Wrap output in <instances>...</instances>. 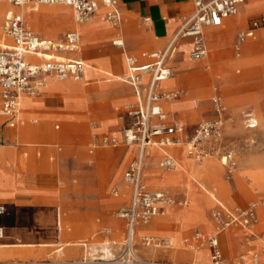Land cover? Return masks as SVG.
I'll return each instance as SVG.
<instances>
[{"label": "rangeland", "instance_id": "rangeland-1", "mask_svg": "<svg viewBox=\"0 0 264 264\" xmlns=\"http://www.w3.org/2000/svg\"><path fill=\"white\" fill-rule=\"evenodd\" d=\"M5 1L9 4L8 0ZM62 6L69 8L73 18L72 9L66 5ZM9 7L10 5L5 6L1 13L0 43H10V39L4 36L2 29L4 16ZM99 10L95 15L99 14L101 21L110 26V23L103 18V10ZM260 13H263V11L248 15L243 23L233 26L232 29L235 30V34L230 47L216 48L213 51L211 42L206 37L205 41L209 55L202 59L204 68L201 73L208 74L209 78L202 81L196 73L188 71L182 73V75L189 74L190 76L188 80L178 82L173 88L181 90V93L173 99L172 103L176 106L181 102L187 107L176 114H172L176 111L175 107L171 111L172 113L164 108L167 113V121L170 124L179 120V122H183L180 125L185 128V131L178 136L179 141L175 145L169 146L173 154L197 162L213 159L220 164L223 151L232 148L237 160V169L233 173L228 172L225 164L220 165L221 180L231 185L228 193L221 192L215 175H206L197 180L190 178L185 181L191 182L192 191L197 197L205 199L206 208L200 209L198 215L195 216L188 214L187 204L169 207L171 220H162L164 227L160 228L161 232L171 224L178 223L173 219L178 214H184V219L180 224H174L172 229H168L163 234L171 237V243L175 247L176 234L171 232H180L181 230L178 234L180 242H184L183 238L188 237L198 227L211 230L210 212L215 206V197L228 204H247L251 199L264 197V191L256 193L254 190H251V195L247 197L239 195L245 186L244 184L249 182L251 177H237V170H244L246 160L250 162L251 171L248 174L251 176L264 168L262 167L264 166V110L261 111L258 107L252 105L255 95H260L257 101H264V81H262V74L260 73L264 61V47L261 46L247 55L242 54V57L238 54L242 50H238L239 34L247 28L248 21ZM99 24L102 23L94 21L95 28ZM120 25L110 27L119 29ZM74 26L75 23L73 22L65 28L56 27L60 32L58 36L63 35ZM226 28L227 26L215 27V29L222 30H227L229 27ZM34 29L39 31L35 25ZM258 32L247 41L259 40ZM56 36L57 34L53 35V37ZM95 36L96 30L92 34L83 32L81 43L83 51L88 49L85 41H92ZM116 38L121 39L122 36L116 35L104 39L95 44V47L103 50L102 54L105 56L109 53V49L122 53L126 64L127 54L129 56L133 55L128 51L126 54L124 48L113 45V40ZM235 58H243V61L233 66L226 64L228 60ZM89 64L96 67L95 70L89 73L90 80H93L94 77L97 78L92 81V84L85 86L87 91L78 98L67 95V101L74 106L72 111L74 116L69 122V126L64 127L61 121L50 116L51 108H44L41 98L38 97L31 98L37 101V104L32 110L22 111L21 122L16 127H8L0 119V199H7L10 202V204H6L8 212L0 215V223L6 226L5 238L0 240V244H17L19 252L24 250L30 253L38 251L40 248L45 250L37 257L31 254L17 253L0 259L9 261H33L37 259L38 262L43 264H53L58 261H68V263L85 261L91 264H107L115 256L124 239L126 219L122 216V213L128 207L130 196V188L126 186L124 181V172L135 155L134 151L131 153L132 149L130 148L132 146L127 145L123 138L125 106L130 99L116 100L117 105L109 106L108 103H112L113 99L101 98L96 93V89L107 85L111 86L116 82L129 86L131 90L132 86L127 81L116 80L114 76L106 75V72L112 73L110 70L96 65L94 62L91 63V61H89ZM87 71L88 69L85 76L88 73ZM114 72L118 73H113L114 75L121 74L120 76L127 77L128 65H126V71L116 70L114 67ZM180 75L181 73L176 72L174 77L177 78ZM252 75L255 76L253 79L251 78ZM85 76L83 79H85ZM231 76H234V82L237 80V83L230 81ZM108 78H111L112 82H106L109 81ZM217 91L221 93L227 107L224 115L223 143L218 151L215 150L214 153L197 160L188 155L187 142L194 134L199 123L216 115L213 96ZM236 107H239L238 111H236ZM247 108L249 109L247 110ZM247 112H252L257 118V127L251 129L246 127L244 115ZM33 119L38 121L33 122ZM42 124H45L53 132L63 129V134L59 137L56 136L51 144L45 145L46 142L42 137L31 135L25 131L31 126ZM57 124H60L62 128L56 129ZM7 129L14 131L13 138L4 137L3 134ZM106 138H108V142H105ZM133 148L135 149V146ZM83 154L87 157H84ZM161 155L162 153H159L157 158L149 163L148 167L155 168L158 173L162 174H174L184 170L183 162L179 157V166L176 170L167 171L162 169L159 166ZM88 171L92 175L90 182H86L84 177V174ZM145 178L146 174L144 181L149 188H156L150 185L169 187L176 193L185 195L186 201L188 200V183L184 187L172 188L169 184L163 182L148 183ZM262 180L257 182L263 183ZM57 208L60 212L59 218ZM175 209L178 211H174ZM259 210L260 202H258V212ZM115 222H119L116 228L114 226ZM61 226L63 227L62 232L60 230ZM235 229L241 231L239 227ZM259 233L264 236V229ZM65 241L76 243H72L70 246L63 245L65 248L62 252H55L60 244ZM138 241H140L139 238ZM43 242L54 243V245L42 247L41 243ZM106 242L112 244L110 255L104 249ZM240 242L237 250L233 252L227 247L222 236L221 247L224 255L228 258H235L244 252L246 244L242 240ZM22 243H31L32 246H21ZM84 243L87 245H82ZM189 248L191 247L185 246V249H181L182 253L179 255L171 249L166 252L150 250L145 255L152 258H169V261L172 262L189 263L196 258L195 250ZM257 252L260 264H264V252L261 250Z\"/></svg>", "mask_w": 264, "mask_h": 264}, {"label": "built area", "instance_id": "built-area-1", "mask_svg": "<svg viewBox=\"0 0 264 264\" xmlns=\"http://www.w3.org/2000/svg\"><path fill=\"white\" fill-rule=\"evenodd\" d=\"M246 0H192L195 9L192 14L183 19L181 26L168 44L161 51L150 53L152 62L139 65L137 58L130 56L128 62L127 82L130 83L136 95V101L125 106L123 138L127 145L135 146L137 152L129 163L124 181L131 186L132 196L130 206L124 210L122 216L126 218V232L120 250L107 264H206L200 259L189 263H176L165 259L142 258L137 253V227L149 224L153 218L165 214L169 205H184L186 200H177L168 190L163 188L150 189L144 181V169L148 147L158 146L166 150L179 141V134L185 131L183 125L170 124L167 114L163 110L161 101L179 96L178 91H161L159 86L174 74V67L170 60L177 52V44L181 38H192L193 48L190 57L200 60L207 56L204 29L206 26H220L223 21L240 12ZM14 8L29 4L52 5L62 4L72 8L75 20L82 22L92 18L101 8H105L103 18L110 24H121L123 14L120 7L121 0H8ZM264 28V14L253 18L248 27L238 36V50L249 38L255 36L257 30ZM4 33L12 38V45L0 47V117L12 126L21 109L22 98L40 96L47 84L48 77L59 79L81 80L87 69V64L78 58L66 54L81 50V36L78 30L66 32L60 39L44 37L34 32L26 23L23 14L14 10L7 12ZM113 45L124 47V40H113ZM147 55V54H145ZM29 56L41 59L33 62ZM151 74V79L143 87L144 74ZM216 115L199 123L194 134L187 142V153L197 160L219 150L224 139V115L227 107L219 91L213 96ZM247 128L258 126L257 118L252 112L244 115ZM115 141V140H113ZM108 142V138L105 139ZM229 173L237 169V160L232 148H227L222 155ZM178 165L175 156L164 152L159 166L164 170H172ZM7 212V206L0 203V215ZM258 202L252 201L246 206H226L221 202L212 208L211 219L214 231L205 235L196 231L193 240L205 245L210 251L211 264H260L257 251L249 249L235 258L224 255L220 234L228 227H241L249 231L247 241L257 239L252 232L257 222ZM5 237V228L0 225V240ZM140 244L146 248H169L171 241L167 236L143 235ZM86 245V244H85ZM0 264H30L28 262H1ZM78 264H91L81 262Z\"/></svg>", "mask_w": 264, "mask_h": 264}, {"label": "crops", "instance_id": "crops-1", "mask_svg": "<svg viewBox=\"0 0 264 264\" xmlns=\"http://www.w3.org/2000/svg\"><path fill=\"white\" fill-rule=\"evenodd\" d=\"M9 5L5 3L3 8L5 6H9ZM53 5L56 7L51 8V10L50 9L44 10L46 15L51 16V19H45L44 22H41L42 23L41 25L44 26V29L47 31L49 29L54 30V32L57 34L56 37L46 36V35H43L42 33H40L39 31L35 30L31 17L23 11L26 8L35 9L40 5L29 4V5H26L23 7H19V8L18 7L14 8L10 5V7L8 8V11L14 10L18 13L23 14V16H25V19L27 20L26 21L27 25L34 32H36V33H38L44 37H47V38L60 39L66 32L73 30V29H76L79 31V33L81 35V43H82L83 32H85V34H92L96 30L95 38L92 41H85V44L88 45L87 50L83 51L81 49L79 52L66 54L69 57L82 59L87 64V69H88L87 72L88 73L86 74V76L84 75L85 79L80 80V81H73V80L60 81L59 79H56V77H54V78L51 77V79L49 78L47 80V85L43 89L40 96H38V98H41L44 108H51L50 116H53L54 118L61 121L62 125L64 127H67L70 125L69 122H71L72 117L74 116L73 112H72L74 106L72 103H69L67 101V95L76 96L78 98L82 93L87 91L85 86L92 84L93 83L92 81L96 80V78H97V77H94L93 80H90V78H89L90 77L89 73L92 70L96 69L95 66H93L92 64H89V61H91V63L94 62L96 65L102 66V67H104V68H106L112 72V73L106 72V75L114 76V79H116V80H123V81L127 80V77H122V76H120L121 74L114 75V74H118V73L114 72V67L116 70L120 69V71H123V72L126 71V65L127 64H125L123 54L118 52V51H114L113 49H109V53H107V55L105 56L104 54H102L103 50L97 49L95 47V44H97L98 42H100L104 39L110 38L112 36L121 35L122 39L124 40V44H125L124 47H122L125 49V53L127 51L129 53H132L133 57L137 58L139 65L148 64V63L152 62V59L148 55L150 53H153V52L164 50L168 46V44L171 42V40L174 38V36L177 34L183 19L186 18L187 16H189L190 14H192L194 9H195V6H194V3L192 2V0H121L120 7H121L122 14L124 15V18H123V21L121 22L119 29L110 27V26H112L111 24H109L110 26L105 25L101 21V19L99 18V14H98L92 20L87 21V22L77 23L75 21V26L73 28H70L63 35L58 36L60 32H59V29H57L56 27L65 28L68 25V21L66 19L67 18L66 13L68 14V12L65 9H69V8L64 7V6L62 7V4H53ZM42 6H47V5H42ZM66 6H68V5H66ZM3 8L1 9V13H2ZM63 8H65V9L62 10ZM101 10H103V13L105 12L104 7H101V9L99 11H101ZM51 11H52V13H51ZM240 11L241 12L236 14L237 16L233 15V16L226 18L223 21V23L220 25V26H227V28L229 27L228 29L226 28L227 30L215 29V27H220V26H206L205 27L204 35H205L206 29H207V32L209 34H215L214 41L212 43H210L213 51L216 48H222V47L226 48V47L231 46L232 39H233V36L235 34V30L232 29L233 26H236V25L243 23L244 19L248 15L263 11V13H260L256 16L252 17L248 21V25H249L250 21L253 18L264 14V0H246L245 4L243 5L242 10H240ZM7 12H6V14H7ZM6 14H5V16H6ZM72 15H73V19L75 20L73 10H72ZM5 16H4V19H5ZM0 18H1V14H0ZM94 21H99L102 24H99L95 28ZM3 24H4V20H3ZM2 29H3V25H2ZM259 30H257V32ZM3 32H4V30H3ZM4 36L7 37L8 39H10V43H0V47H2L4 45H12L13 44L12 38L7 36L5 33H4ZM258 37H259V40H257V41H247L244 44H242L241 52H243V53L240 52L239 56H241L242 54H244V55L250 54L254 50H257V48H260L261 46L264 47V29L258 32ZM205 39H206V36H205ZM206 46H207V44H206ZM192 48H193L192 38H190V37L181 38L178 41L177 52L173 56V58L170 60V63L174 67L173 76L176 75V72L181 73V75L177 78L173 77L171 79L166 80V81H169V80L173 79V82L171 83L169 88L166 86H163V84L166 81L161 82V84L159 86V89L161 91L179 90V89H173V88L176 86V84L178 82H182V81L184 82L185 80H188L189 76H190L189 74L182 75V73H185L186 71H188V72L196 73V75L198 76L197 71L204 68L203 61L202 62L200 61L203 58L200 60H195V59H192L190 57L189 53L191 52ZM207 49H208V46H207ZM145 54H147V55H145ZM208 55H209V50H208L207 56ZM178 58H179V60H178ZM28 59L30 61H33V62L41 61V59L36 57V56H29ZM242 61H243V58H235L233 60H231V59L228 60L226 64L228 66H233L236 63H240ZM194 62H196V63H194ZM260 73L262 74L261 79H262V81H264V61H263V64L261 65ZM199 76L201 78H205V79L209 78L208 74H204V73L200 74ZM233 77L234 76H231L230 81L233 83H237V80L234 82ZM254 77H255L254 75L251 76L252 79ZM102 79H104V78H102ZM150 79H151V74H149V73L144 74V76H143V87H146L148 85ZM108 80L109 81H106V80L105 81L106 82H112L111 78H108ZM116 80H113V81H116ZM105 81H103V82H105ZM96 90H97L96 93L101 98L103 97L104 99H111V100L113 99L112 103H108L109 106L110 105H117V102H115L116 100H128V99H130V101L127 104H130V103H133L134 101H136V95H135L133 87H132V90H133V94H132V90L130 89V87L123 84V83L119 84L118 82H116L114 84H111V86L107 85V86L101 87L100 89H96ZM179 91H181V90H179ZM259 97H260V95L254 96L255 100L253 101L252 105L258 107L262 111V110H264V101L263 102L257 101V99ZM174 101H178V100H174ZM36 102L37 101H35L31 98H28V97L23 98L22 104H21V109H20L18 117L15 121L16 123L14 126L9 124L5 118L0 117V119L3 120V124H5L6 126L14 128L21 122L22 111L32 110L35 107V105L37 104ZM166 102H168V101L164 100V99L161 101V105L163 107V110H164V108H166L169 112H171L166 107ZM185 107H187V105L180 102L178 105L175 106V109H176L175 113H172V112L171 113L172 114L179 113L181 111V109H183ZM249 107H251V106H249ZM235 109H236V111H238L239 107H236ZM248 109L249 108H247V110ZM32 121L37 122L38 120L33 119ZM177 122H178V124L183 123V122H179V120H177ZM257 122H258V120H257ZM60 128H62L61 125L57 124L56 129H60ZM25 131L30 133L31 135L42 137L44 139V141L46 142L45 145L51 144V141L53 139H55L56 136L59 137L63 134V129H61L57 132H53V131H50L45 124H42L39 126H31L28 129H25ZM14 134L15 133L13 130L7 129V130H5L3 135L5 138L11 139L14 137ZM133 147L134 146H132L130 148V149H132L131 153L134 151L135 155H136L137 148L135 147V149H134ZM156 149L158 150L157 155L151 158V160L148 162V165L145 167V169L149 168L148 167L149 163H151L153 161V159H156L159 153H162V155H161V158H162L165 151H167L168 153L175 156L178 160V156L173 154L170 151L169 147L166 150L160 149L158 147ZM127 154H128V152H127ZM135 155L133 156V158L135 157ZM148 155H149V153H148ZM83 156L87 157L84 154H83ZM0 158H1V154H0ZM149 158H150V156H149ZM188 159H190V158H188ZM178 162H179V160H178ZM220 165L221 164H219V162L215 163V160H212L211 163H207V165L205 166L204 169H198L199 163L196 162L195 160L190 159V161L187 162V167L189 168L190 174H188L187 170H182V171H179V172L174 173V174H162V173H158V171H156L155 168H149V171L146 174L145 180L148 183H154V182L155 183L156 182L167 183L172 188L184 187V185H186V183H188V189H189L187 192L188 200L186 201V204L188 206V214L196 216V215H198V212L200 211V209L206 208V201L203 197H201V198L197 197V195L194 193V191H192L193 187L191 185V182H185V181L189 180L190 178L197 180V179L204 177L206 175H215V177L217 178V182H219V188L221 189V192H223V193L227 192L228 193L230 191L229 189H230L231 185L229 183L223 182L221 180V178H220L221 166ZM262 167H264V166H262ZM194 170H195V172H194ZM249 171H251V168H250V162L248 160H246L244 162V170L243 169L237 170V177H239V176H241V177L250 176L251 177L250 181L246 182L244 184L245 186L241 191L242 197H247V196L251 195V193H250L251 190H254L256 193L264 191V182L263 183L257 182L258 180H262V179H263L262 181H264V172H262V171H264V168H261L258 173H255V175H252L253 178L250 174H248ZM124 174H125V172H124ZM200 174H203V176H201ZM91 176L92 175H91L90 171L86 172L84 174V177L86 179L85 181L90 182ZM144 177H145V174H144ZM256 179H258V180L256 181ZM126 186L128 188H130V196H129V204H128V207H129L130 202H131V196H132V188L127 183H126ZM150 186H154L156 188H163V189L168 190L177 200H186L185 195H181L179 193H176L175 191H173L169 187H164L162 185H150ZM252 201L260 202V210L258 212L257 222L254 224L253 229H252V232L255 233V235L257 236V239L251 238L249 241H247V236L249 234V231L244 229V228H241V227H239L241 229V231L236 230L235 229L236 227H232V232L230 234V237H229V235L226 234L228 229L227 230L225 229V231H223L220 234V244H221V240H222V236H223L225 244L233 252L235 250H237L239 243H241L240 242L241 240L243 241L244 244H246V248H245L244 252H246L249 249H253L255 251L261 250L264 252V236H262L259 233V232H261V230L264 229V197H260L259 199L258 198L251 199L247 202V204H240V203L228 204V203H226L220 199H217L215 197V206L217 205V202H221V203L225 204L226 206H230V207L236 206V205L246 206ZM0 203H3L5 205L10 204V202L7 199L6 200L0 199ZM176 205H179V204H176ZM179 206H182V205H179ZM174 211H178V210L175 209ZM57 216H58V218L60 217L59 208H57ZM170 218H171V215H169V208H167V211L165 214L156 216L147 225H139L137 227V243H138L137 253H138V255L142 258H148V259L169 260V258H152V257L146 256L145 254L148 253L150 250H152V251L153 250L154 251L162 250V252H166L169 249H171V250L175 251L174 252L175 254L178 253V255H179L182 253L181 249L183 250V249H185V246H188V247L190 246L191 248H189V249L195 250V256L197 259L204 261L206 264H211L209 248L205 245H201L200 242L193 240L192 237L194 236V233L196 231H200L205 235L211 234L214 231V222L212 219H211V221H212L211 230L202 229V228L198 227L194 231H192V233L188 237L183 238L184 242L183 241L180 242L179 234H180L181 230H180V232H178V231L171 232L172 234L173 233L176 234L175 240H174L176 247L171 243L169 248L152 249V248H146L140 244V241H138V238L140 240V237L143 235L165 236L163 234L165 232H167L168 229H172L174 227V224H180L182 222V220L184 219V214L183 213L178 214V216H176V218H173L178 223L171 224L168 228L164 229L163 232H161V229L158 227V222H160L161 220L170 219ZM210 218H211V216H210ZM118 224H119V222L114 223L115 228L117 227ZM0 225H2L5 228V233H6V226L1 224V223H0ZM58 225H59V220H58ZM60 225H61V221H60ZM126 225H127V220H126ZM62 230H63V227H62ZM125 232H126V228H125ZM166 236L171 241V237L169 235H166ZM124 237H125V235H124ZM122 243H123V241H122ZM122 243L120 244L116 254L119 252ZM85 244L86 243H84L82 245H85ZM16 245L17 244H9L8 246L1 247L0 248V258L12 256V255H15L17 253L25 254V255L31 254L32 256L37 257V256H39L40 253L45 252V250L43 248H40L38 251H34V252L32 251L30 253H28L24 250H21L22 252H19V249L17 248ZM24 245L26 247L32 246L31 243H22L21 244V246H24ZM63 245L66 246L65 242H63V244L61 243L60 246L58 247V249H60V251H62L65 248V246H63ZM9 248H10V250H8ZM178 248H180V249H178ZM244 252H242V253H244ZM196 258H194V259H196ZM0 261L5 262V261H9V260L0 259ZM13 261H20V260H10L9 262H13ZM30 261L34 262V261H38V260L36 259L33 261L30 260Z\"/></svg>", "mask_w": 264, "mask_h": 264}, {"label": "bare ground", "instance_id": "bare-ground-1", "mask_svg": "<svg viewBox=\"0 0 264 264\" xmlns=\"http://www.w3.org/2000/svg\"><path fill=\"white\" fill-rule=\"evenodd\" d=\"M5 3L7 4V2L5 1V0H0V14H1V9L3 8V6L5 5ZM9 3V2H8ZM245 4V3H244ZM9 5V4H8ZM259 5V4H258ZM53 7H56V6H54L53 4L52 5H47V6H42V5H40V6H38L37 8H35V9H30V8H26V9H24L23 11L26 13V14H28L30 17H31V19H32V22H33V24L35 25V27L43 34V35H47V36H53V35H55L56 33L54 32V30H52V29H49L48 31L47 30H45L44 29V26H42L41 24V22H44V20L45 19H51V16H48V15H46V13L44 12V10H48V9H50L51 10V8H53ZM63 7V6H62ZM65 8H63L62 10H64ZM61 10V9H60ZM67 12H68V14L66 13V15H67V21H68V25H67V27L69 26V25H71L73 22L75 23V21L76 20H74L72 17H71V12H70V10L69 9H65ZM241 10V9H240ZM51 13H52V11H51ZM249 13V12H248ZM96 16V15H95ZM95 16H93L92 18H90V19H88V20H85V21H82V22H77V23H83V22H87V21H90V20H92ZM24 18H25V16H24ZM57 18V17H56ZM59 18V17H58ZM75 18V17H74ZM233 18V17H232ZM25 21H27L26 19H25ZM51 22V21H50ZM56 23V22H55ZM60 23V22H59ZM79 32V31H78ZM80 34V33H79ZM0 36H1V25H0ZM81 36V35H80ZM205 36L207 37V39L209 40V42H213L214 41V39H215V34H209L208 32H207V29L205 30ZM117 39H119V38H116V39H114V40H117ZM245 43V42H244ZM243 43V44H244ZM242 46V45H241ZM241 46H240V49H241ZM240 52H238V54H239ZM129 58H130V56L127 54V56H126V64L128 65V62H129ZM231 60H233V59H231ZM201 62L203 61V60H200ZM239 61V60H238ZM194 63H196V62H194ZM101 71V70H100ZM201 71H202V69H200V70H198L197 71V73H198V77H199V79H201L202 81H204L205 80V78H201L199 75L200 74H203V73H201ZM51 77H53V76H51ZM51 77H48V79L50 78L51 79ZM174 76H171V77H169L168 79H171V78H173ZM54 78V77H53ZM120 78V77H119ZM47 79V80H48ZM56 79H59V78H57L56 77ZM83 79V78H82ZM81 79V80H82ZM168 79H166V80H168ZM60 81H66V80H73V81H80V80H74V79H71V78H68V79H59ZM165 80V81H166ZM173 82V79L172 80H169V81H166L164 84H163V86H166V87H168L169 88V86L171 85V83ZM47 85V84H46ZM176 91H178L179 93H181V91H179V90H176ZM83 92V91H82ZM81 92V93H82ZM167 93L169 92H174V91H166ZM24 98V97H23ZM23 98H22V100H23ZM173 99L174 98H172V99H165L164 98V100H167L168 102H166V107L170 110V111H172V110H174V107H175V105L172 103V101H173ZM33 105V104H32ZM31 107V106H30ZM176 123H178V122H176ZM158 146H154V145H151V146H149L148 147V153H149V155H147V157H146V162H145V167H146V165H147V160H148V158H149V156H150V158H149V160H148V162L151 160V158L152 157H154V156H156L157 155V153H158V150L156 149ZM152 148V149H151ZM158 148H160V147H158ZM151 149V150H150ZM161 149V148H160ZM178 157L181 159V161L183 162V164H182V166H183V168H184V170H187L188 172H190L189 171V168L187 167V162L188 161H190L189 159H187L186 157H184V156H180V155H178ZM209 158V157H208ZM221 159H220V164H224L225 163V161H226V159H225V157L224 156H221L220 157ZM212 160L213 159H208L207 161H201V162H198L199 163V167H198V169H204L205 168V166L207 165V163H211L212 162ZM196 161V160H195ZM197 162V161H196ZM215 162H217V161H215ZM178 166H179V162H178V165H177V167L176 168H174V169H172V170H176L177 168H178ZM198 166V165H197ZM144 171H145V174H147V172L149 171V168H146V169H144ZM169 171H171V170H169ZM192 172V171H191ZM194 172H195V170H194ZM115 175V174H114ZM117 175V174H116ZM201 176H203V174H200ZM1 181V180H0ZM242 191V190H241ZM241 191H240V193H239V195H241ZM227 193V192H226ZM121 200H123V199H121ZM186 204V203H185ZM184 204V205H185ZM174 205H176V204H172V205H169L168 206V208L170 207V206H174ZM158 227L159 228H163L164 227V222L161 220L160 222H158ZM230 228H232V227H228L227 229H229V231H227L226 232V234L227 235H229V237H230V234H231V232H232V229H230ZM226 229V230H227ZM253 229V228H252ZM251 229V230H252ZM60 230L62 231V227H60ZM5 238V237H4ZM231 239V238H230ZM72 243H76V242H67V241H65V244H66V246H70ZM115 243V242H114ZM63 244V243H62ZM9 245V244H8ZM7 244H0V248L1 247H3V246H8ZM54 245V243H49V242H43V243H41V246L42 247H49V246H53ZM111 243H109V242H106L105 243V245H104V249H105V251H106V253L108 254V255H110V252H111V250H110V247H111ZM171 245V244H170ZM14 246V245H13ZM17 246V245H16ZM25 246V245H24ZM55 252H62V251H60V249H57V250H55ZM112 255V254H111ZM13 262H18V261H13ZM22 262H28V263H30V264H43V263H40V262H38V261H36V262H31V261H22ZM56 263H59V264H78V263H81V262H72V263H68V261H58V262H54L53 264H56ZM177 263V262H176Z\"/></svg>", "mask_w": 264, "mask_h": 264}]
</instances>
